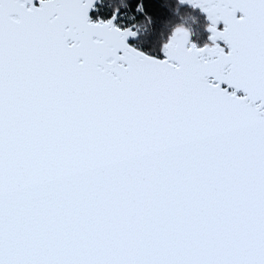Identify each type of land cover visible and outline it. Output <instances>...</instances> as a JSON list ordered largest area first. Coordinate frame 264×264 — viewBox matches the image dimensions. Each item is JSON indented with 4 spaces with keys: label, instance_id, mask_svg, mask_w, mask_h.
Returning a JSON list of instances; mask_svg holds the SVG:
<instances>
[{
    "label": "snow or ice",
    "instance_id": "6c2138e0",
    "mask_svg": "<svg viewBox=\"0 0 264 264\" xmlns=\"http://www.w3.org/2000/svg\"><path fill=\"white\" fill-rule=\"evenodd\" d=\"M156 2L0 0V264H264V0Z\"/></svg>",
    "mask_w": 264,
    "mask_h": 264
},
{
    "label": "trees",
    "instance_id": "16d2710c",
    "mask_svg": "<svg viewBox=\"0 0 264 264\" xmlns=\"http://www.w3.org/2000/svg\"><path fill=\"white\" fill-rule=\"evenodd\" d=\"M114 2L124 0H113ZM153 9L152 23H150L149 30L151 37L157 41L166 39L174 27L183 24L184 18L190 16L195 20V24H199L200 28L206 23L205 18L197 10L189 7H179L177 0H157L155 5L150 6ZM177 10V11H176ZM92 15V14H91ZM93 18H95L93 16ZM190 30V29H189ZM194 39L198 43L206 41L205 33H199V38L196 36L198 30H190ZM195 31V33H194Z\"/></svg>",
    "mask_w": 264,
    "mask_h": 264
},
{
    "label": "built area",
    "instance_id": "2783aa9c",
    "mask_svg": "<svg viewBox=\"0 0 264 264\" xmlns=\"http://www.w3.org/2000/svg\"><path fill=\"white\" fill-rule=\"evenodd\" d=\"M111 2L114 5H118V4L123 3V1L114 2L113 0H111ZM93 19H95V18H93ZM125 20H126V22H130V23L137 25L138 30L141 32L146 33L149 30L150 23L143 17H137L132 21H128V17L125 16Z\"/></svg>",
    "mask_w": 264,
    "mask_h": 264
},
{
    "label": "rangeland",
    "instance_id": "374dc122",
    "mask_svg": "<svg viewBox=\"0 0 264 264\" xmlns=\"http://www.w3.org/2000/svg\"><path fill=\"white\" fill-rule=\"evenodd\" d=\"M194 23H195V20L193 18H191L190 16H187L186 18H184L183 24H181V25L187 27L190 30H195V28H196V30H198V32L196 33V36L198 38H199V33L200 32H203V34L205 33L206 34L205 35V37H206V41L205 42H207L208 33L205 31V25H206V23L202 26V29L200 28L199 24H195L194 25ZM194 33H195V31H194ZM202 43H204V42H202Z\"/></svg>",
    "mask_w": 264,
    "mask_h": 264
},
{
    "label": "water",
    "instance_id": "95a60500",
    "mask_svg": "<svg viewBox=\"0 0 264 264\" xmlns=\"http://www.w3.org/2000/svg\"><path fill=\"white\" fill-rule=\"evenodd\" d=\"M177 2H178L179 7H189V8H192V7H190L189 5L182 3L181 0H177ZM195 10H197V11H198L201 15H203L204 18H205V15H204L202 12H200V10H199L198 8H196ZM91 14H92V13H90V15H91ZM205 22H206V24H207L206 19H205ZM175 28H186V29H188L187 27H185V26H183V25H180V26L174 27L173 29H175ZM173 29H172V30H173ZM172 30H171V32H172ZM188 30H189V29H188ZM205 31L208 33L206 27H205ZM171 32H170V33H171ZM208 35H209V33H208ZM207 37H208V36H207Z\"/></svg>",
    "mask_w": 264,
    "mask_h": 264
}]
</instances>
